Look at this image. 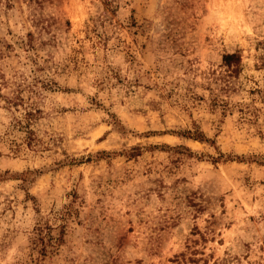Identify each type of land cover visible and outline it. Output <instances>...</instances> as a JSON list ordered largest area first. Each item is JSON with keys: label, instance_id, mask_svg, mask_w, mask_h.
Instances as JSON below:
<instances>
[{"label": "rangeland", "instance_id": "1", "mask_svg": "<svg viewBox=\"0 0 264 264\" xmlns=\"http://www.w3.org/2000/svg\"><path fill=\"white\" fill-rule=\"evenodd\" d=\"M223 258L264 264V0H0V264Z\"/></svg>", "mask_w": 264, "mask_h": 264}, {"label": "trees", "instance_id": "2", "mask_svg": "<svg viewBox=\"0 0 264 264\" xmlns=\"http://www.w3.org/2000/svg\"><path fill=\"white\" fill-rule=\"evenodd\" d=\"M223 63L227 66H231L232 64H238L240 63L241 56L237 51L233 52H227L223 54ZM30 133V130L28 131ZM62 231L59 233L57 239H61ZM40 242L42 244V252L46 254L48 252L47 248V242L45 241V236L40 234ZM211 264H236L232 263V261L228 258H223L222 260H214Z\"/></svg>", "mask_w": 264, "mask_h": 264}]
</instances>
